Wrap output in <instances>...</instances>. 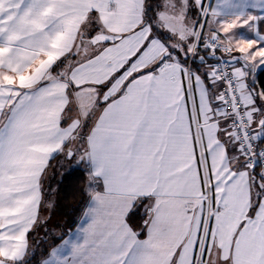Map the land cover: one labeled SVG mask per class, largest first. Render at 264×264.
<instances>
[{
	"label": "snow or ice",
	"instance_id": "obj_1",
	"mask_svg": "<svg viewBox=\"0 0 264 264\" xmlns=\"http://www.w3.org/2000/svg\"><path fill=\"white\" fill-rule=\"evenodd\" d=\"M194 3L206 39L188 0L155 15L149 0H0V264L23 260L62 152L102 190L45 264H264V91L245 83L264 67L248 12L264 0ZM200 42L239 56L201 75L180 58ZM141 204L145 238L127 219Z\"/></svg>",
	"mask_w": 264,
	"mask_h": 264
},
{
	"label": "crops",
	"instance_id": "obj_2",
	"mask_svg": "<svg viewBox=\"0 0 264 264\" xmlns=\"http://www.w3.org/2000/svg\"><path fill=\"white\" fill-rule=\"evenodd\" d=\"M203 2H204V4H207V5H209V4L215 5L217 3V0H203ZM188 3L190 5V9H192L193 12L196 13V16L198 15V18H199L200 17V13H201V9L198 6L195 5L194 0H188ZM248 12H249L250 15H253V16H264V12L260 11L259 9H249ZM189 15L190 14L187 13V17L190 18ZM207 19H211V17L208 16L206 18V20ZM206 20H205L204 27H203V34H204V38L205 39L207 38L208 31H209L208 24L206 23ZM254 23H255V28H256L257 31H259L260 35H264V20H258V21L254 22ZM194 25L197 27L196 22H194ZM197 30H200V28L197 29ZM238 31L244 32L246 35H248L251 38H255V32L254 31H250L248 26H245L243 29H238ZM163 32L166 33V31H163ZM166 36H168L167 33H166ZM221 36L223 37V34H221ZM167 42H169V41H167ZM233 54H234V56H239V53H237L235 51H233ZM201 56L204 57V63H201V61H200V57ZM189 57H191V60L189 59ZM180 58L182 60H186V66L191 68L194 72L199 71V73L201 75H203V73L208 70V65H212L211 63H212L213 55L211 54V50L206 49L204 47L203 42H200L198 47H197V49H196L195 54H189L185 58L184 54L181 53L180 54ZM71 59H72V57L70 56L69 60H71ZM189 60H190V62H189ZM68 62H69L68 60L64 61L65 64H67ZM234 66L235 67H242L243 66V62L241 61L240 63H236ZM62 67H63V65H61V68ZM61 68H57L56 71H60ZM262 70H264V67H256L255 69H252V68L246 69V71L249 72V75L245 78V83L247 84L248 88L254 90L255 93H259L260 92V90L258 89V87L256 85V75H257L258 72H260ZM197 99H198V96H197ZM257 105L258 106H264V102H261L260 100H257ZM90 125H91V123H89V126ZM60 154H63L64 160H66V161L70 160L69 158H67L66 152H62V153L55 154L54 157L52 159H50V161H49V165L46 168L45 173L43 174L42 179H41L42 199H41V203H40V206H39V209H38V217H37L36 223L33 225V227L27 233V241H28L27 251L29 249L30 240H31L29 233L33 229H35V227H38V224L42 220L41 216L43 214L44 207H45V205L43 203V201H44L43 200V191L46 193V191L48 190L47 187L49 186V188H50V184H51L50 181H52L53 171L56 170V172L54 173V176H57V177L53 180L55 182L56 181L57 182L60 181V179H62L68 172V166H64V164H60L61 166L58 167V169H54L53 168V165L55 164V160H57L59 158L57 156L60 155ZM87 170H88V172H87L88 178L90 179L88 165H87ZM49 173L51 175L50 176L51 177L50 181L48 180ZM91 183H92L91 186L95 187L96 190H102V182L101 183H97V182L91 181ZM89 193H90V186L88 188L86 187V200H85V203H84L83 207L81 208L80 214L78 215L74 226L64 233V235L62 236V238H61V240H60V242L58 244H56L55 246H53V247H51L49 249V251L44 255V258L40 261L39 264H45V261H47L50 258V255H51V252H52L53 249L61 248V246L64 245L65 241L72 240L76 236V234L78 233V230L82 226H85V224H84L85 215L84 214L87 211V208H88V206L90 204V194ZM146 203L147 202H145V204ZM136 208L139 209L140 211L141 210L144 211L143 218H140V219H138L136 221V224H137L136 226L134 224H132V222H130V220H129V217H130L131 213L135 211V209H134L129 214V216L127 218L128 219V223L135 231L141 233V238H145L146 229L144 228V221L146 219H148V216H147V213H146V209H145V205L141 204V205H138ZM27 251L25 253V256L27 255ZM25 256H24V258H25Z\"/></svg>",
	"mask_w": 264,
	"mask_h": 264
},
{
	"label": "trees",
	"instance_id": "obj_3",
	"mask_svg": "<svg viewBox=\"0 0 264 264\" xmlns=\"http://www.w3.org/2000/svg\"><path fill=\"white\" fill-rule=\"evenodd\" d=\"M149 3L152 5L153 0H149ZM154 13L155 6H152V12L150 15H154ZM158 34L161 39L166 40L167 42L165 32L162 31ZM256 85L260 91H264V70L257 73ZM85 131H87V128H85ZM73 159L75 160V157H72L69 161ZM85 166V168L80 167L72 169V171L65 175L61 181L58 183L56 181L58 185L56 192V205L58 210L56 216L64 220V231L59 236H54L51 243L48 242L41 245L36 244L37 242L34 240L33 236L36 230H38L37 227H35V229L29 233L31 240L27 255L23 261L19 262V264H39L49 249L58 244L64 233L74 226L86 200L88 170L87 165ZM44 194L45 192L43 191V195Z\"/></svg>",
	"mask_w": 264,
	"mask_h": 264
},
{
	"label": "rangeland",
	"instance_id": "obj_4",
	"mask_svg": "<svg viewBox=\"0 0 264 264\" xmlns=\"http://www.w3.org/2000/svg\"><path fill=\"white\" fill-rule=\"evenodd\" d=\"M164 3V0H153L152 6H155V13L157 11L163 10L162 5ZM207 6V4H205ZM154 13V15H155ZM187 13H189L190 18L187 17V22L189 24H194V22H196L197 25V29L200 28V25L205 23L206 17L202 14V12L200 13V17L198 18V15L196 16V13L193 12L192 9H190V5L188 3V8H187ZM167 33V32H166ZM169 36V33H167ZM167 36V37H168ZM172 42V41H169ZM189 59L191 60V57H189ZM189 60V62H190ZM212 64V63H211ZM91 123V122H89ZM72 147H79V142H77L76 145H70ZM57 157H59L57 160H55V164L53 165L54 169H58V167H60V164H64V166H68V172H71L72 169L74 168H85L87 165L86 162L80 161L79 160V153L74 156L75 160H71V161H66L63 158V154L58 155ZM56 157V158H57ZM53 169V170H54ZM56 172V170L53 171L52 174V181H50L51 179V175L49 173L48 175V180L50 181V188L49 186L47 187L48 190L46 191V193L43 195V203L45 205L44 207V211L42 214V220L40 221V223L38 224V227L34 234V240L37 242L36 244H43V243H50L51 240L53 239L54 236H59L64 230V220H62L60 217L56 216V212H57V198H56V192H57V183L59 182H55L53 181L57 176H54V173ZM66 174V175H67ZM62 179H60L61 181ZM56 183V184H55ZM91 181L88 178L87 179V188L91 185ZM143 214L144 211L143 210H139L137 208H135V211L131 213L129 220L130 222H132V224H134L135 226L136 221L140 218H143Z\"/></svg>",
	"mask_w": 264,
	"mask_h": 264
},
{
	"label": "built area",
	"instance_id": "obj_5",
	"mask_svg": "<svg viewBox=\"0 0 264 264\" xmlns=\"http://www.w3.org/2000/svg\"><path fill=\"white\" fill-rule=\"evenodd\" d=\"M234 56L233 52L231 54L224 52L222 49H217L215 56L212 58V65H218V66H224L223 61L230 60ZM231 65H229L226 70L231 71ZM222 90V89H221ZM228 111H231L230 106L227 109ZM254 143H259V141H256ZM259 167L257 168V171H259Z\"/></svg>",
	"mask_w": 264,
	"mask_h": 264
}]
</instances>
